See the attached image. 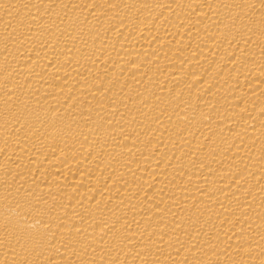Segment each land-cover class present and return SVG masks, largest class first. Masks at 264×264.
<instances>
[{"label":"bare ground","instance_id":"bare-ground-1","mask_svg":"<svg viewBox=\"0 0 264 264\" xmlns=\"http://www.w3.org/2000/svg\"><path fill=\"white\" fill-rule=\"evenodd\" d=\"M0 264H264V0H0Z\"/></svg>","mask_w":264,"mask_h":264}]
</instances>
